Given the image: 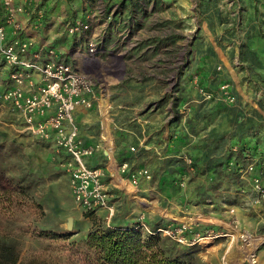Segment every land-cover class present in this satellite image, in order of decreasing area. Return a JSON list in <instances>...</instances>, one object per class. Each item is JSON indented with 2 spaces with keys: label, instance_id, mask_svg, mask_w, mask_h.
<instances>
[{
  "label": "rangeland",
  "instance_id": "rangeland-1",
  "mask_svg": "<svg viewBox=\"0 0 264 264\" xmlns=\"http://www.w3.org/2000/svg\"><path fill=\"white\" fill-rule=\"evenodd\" d=\"M43 2L20 17L19 37L51 46L92 76L97 115L139 191L108 187L113 214L85 218L62 161L22 132L0 99V200L8 210H0V236L20 241L22 256L86 264L83 238L93 222L162 219L173 232L186 227L185 244L160 231L195 247L197 264H224L226 252L244 261L235 258L245 245L238 235L264 236V0H51L50 10ZM70 21L91 25L68 37ZM4 65L0 56L2 82ZM138 170L149 178L134 183ZM34 226L70 235L39 239Z\"/></svg>",
  "mask_w": 264,
  "mask_h": 264
},
{
  "label": "built area",
  "instance_id": "built-area-1",
  "mask_svg": "<svg viewBox=\"0 0 264 264\" xmlns=\"http://www.w3.org/2000/svg\"><path fill=\"white\" fill-rule=\"evenodd\" d=\"M26 1L0 0V56L9 66L7 81H0V88H4L0 98L21 121L22 132L36 140L49 141L56 152L67 154L61 166L69 176L71 192L77 203L87 212L101 210L110 217L113 206L108 198V185L103 181L105 172L102 168H89L84 164V159L94 153L95 147L82 144L73 118L74 110L88 109L97 100L92 76L61 59L55 49H34L32 39L19 37L23 27L18 16L25 13L23 3ZM90 25L87 21H75L67 31L68 34L85 33ZM94 48L93 42H89L88 53L92 54ZM221 88L225 90L226 86ZM225 98L227 103L233 100L229 96ZM120 169H128L126 162H122ZM138 175L149 178L147 170H138L130 175L134 183ZM185 228L181 226L175 232L162 231L185 244L181 236Z\"/></svg>",
  "mask_w": 264,
  "mask_h": 264
},
{
  "label": "trees",
  "instance_id": "trees-1",
  "mask_svg": "<svg viewBox=\"0 0 264 264\" xmlns=\"http://www.w3.org/2000/svg\"><path fill=\"white\" fill-rule=\"evenodd\" d=\"M2 62L4 63L3 59ZM5 81L7 78L4 79ZM0 90L1 96L4 88ZM218 166L219 162L213 168ZM0 210L3 213L8 211L3 207L1 200ZM83 214L85 218H90L92 211ZM166 227L167 223L162 219L155 223L114 221V219L106 225L93 222L90 231L83 238L86 247L83 262L86 264H197V259L194 257L195 247H184L163 237L160 230L167 229ZM32 232L39 239L60 240L70 235L69 231L37 229L36 226ZM22 247L20 241L0 236V264H54L48 258L39 255L22 256Z\"/></svg>",
  "mask_w": 264,
  "mask_h": 264
},
{
  "label": "crops",
  "instance_id": "crops-1",
  "mask_svg": "<svg viewBox=\"0 0 264 264\" xmlns=\"http://www.w3.org/2000/svg\"><path fill=\"white\" fill-rule=\"evenodd\" d=\"M35 0H27L25 3H23V7L25 8V12L26 9L30 11L31 9V14L34 12L35 8L33 5V2ZM43 9H53L55 6L52 5L51 0H43ZM15 4H17V1H14ZM38 7V5H37ZM39 8V13H40V9H42L41 6L38 7ZM29 12V13H30ZM77 14V11L75 10L74 14ZM26 16V13L21 14V16H18V20L20 21V17L22 16ZM53 15V13H52ZM76 16V15H74ZM73 20H76L75 17H73ZM79 18V17H78ZM71 20V21H73ZM71 21L69 22V24L67 25V28L69 27ZM52 22H54V20H52ZM73 23V22H72ZM8 31H10L9 28H7ZM68 36V37H72ZM25 38H29L32 39L34 41V49H38V48H42V50H45L47 47L52 48L49 45H41L39 44L38 40L31 37V36H26ZM62 40V39H61ZM38 41V42H37ZM65 45V44H64ZM58 46V45H57ZM58 49H61V46L57 47ZM56 48V49H57ZM61 52L57 51V55L63 59L64 61L68 62V63H73V60L70 59V57H68L67 55H64L63 53L60 54ZM80 59V58H79ZM94 91H95V86H94ZM96 94V92H95ZM96 96V95H95ZM96 101V100H95ZM93 101L94 103L92 104V106L88 109L85 108H77L76 110L73 111V118L75 120L76 126H77V134L79 139H81L82 144L84 146H93L95 147V151L94 153L89 156L88 158L84 159V164L87 167H99V168H103L105 170V177L103 179V181L105 183H107L108 187L110 188V190H112L113 192L117 191H121L122 193H126L129 194L131 196L136 195V192L139 191V189H137V187H135L133 184H131L130 181H128L126 179V174H128L129 172L131 173L130 169H126L125 171H121L120 169V161L122 160V154L121 151H117V149L113 148V139L112 134L109 131V124L107 123V121H103L99 118V115H97V102ZM106 134H105V133ZM47 144H49L51 150L53 151V155L57 158V160L62 161L64 159L67 158V154L64 151L61 152H56L54 150V147L52 146V144L49 141H43ZM40 141V142H41ZM110 141V143H109ZM121 154V156L119 155ZM125 156L123 155V158ZM122 162H126V161H122ZM121 162V163H122ZM127 163V162H126ZM135 161H132V163H129L132 167L134 166ZM128 164V163H127ZM142 168V167H140ZM123 172V173H122ZM129 184L130 186H132L135 189L134 194H131L125 184ZM147 184L145 181L141 182L140 185H145ZM255 257H257V263L258 264H264V246L263 244H260L257 249L254 252ZM245 264H249L247 259L245 258L244 261ZM242 262H234L231 261L230 264H241Z\"/></svg>",
  "mask_w": 264,
  "mask_h": 264
},
{
  "label": "bare ground",
  "instance_id": "bare-ground-1",
  "mask_svg": "<svg viewBox=\"0 0 264 264\" xmlns=\"http://www.w3.org/2000/svg\"><path fill=\"white\" fill-rule=\"evenodd\" d=\"M238 237L243 239V241L245 242V245L242 248L243 250L241 249L235 258H237V260L246 258L250 264H258L257 257H255L253 250L256 249V246L258 244H261L264 242V236L255 237V238L253 237L251 239L250 236H248L247 234H244V235H238ZM223 258H224V264H230L232 258L230 257L229 252H226Z\"/></svg>",
  "mask_w": 264,
  "mask_h": 264
},
{
  "label": "water",
  "instance_id": "water-1",
  "mask_svg": "<svg viewBox=\"0 0 264 264\" xmlns=\"http://www.w3.org/2000/svg\"><path fill=\"white\" fill-rule=\"evenodd\" d=\"M71 223H72V220L71 219H68L67 223H66V229L67 230H70L71 228Z\"/></svg>",
  "mask_w": 264,
  "mask_h": 264
}]
</instances>
